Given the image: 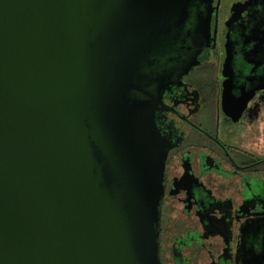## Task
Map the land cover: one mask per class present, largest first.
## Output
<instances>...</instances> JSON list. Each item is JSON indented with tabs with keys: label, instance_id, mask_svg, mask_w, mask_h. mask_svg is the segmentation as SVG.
Listing matches in <instances>:
<instances>
[{
	"label": "water",
	"instance_id": "1",
	"mask_svg": "<svg viewBox=\"0 0 264 264\" xmlns=\"http://www.w3.org/2000/svg\"><path fill=\"white\" fill-rule=\"evenodd\" d=\"M212 0H0V264H159L154 113Z\"/></svg>",
	"mask_w": 264,
	"mask_h": 264
},
{
	"label": "flooded vegetation",
	"instance_id": "2",
	"mask_svg": "<svg viewBox=\"0 0 264 264\" xmlns=\"http://www.w3.org/2000/svg\"><path fill=\"white\" fill-rule=\"evenodd\" d=\"M199 63L154 113L159 264H264V0H212Z\"/></svg>",
	"mask_w": 264,
	"mask_h": 264
}]
</instances>
